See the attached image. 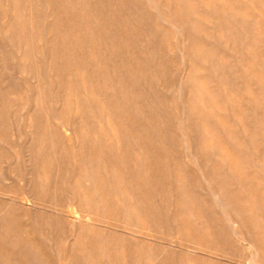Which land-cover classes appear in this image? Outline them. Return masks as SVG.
<instances>
[{
  "label": "bare ground",
  "instance_id": "1",
  "mask_svg": "<svg viewBox=\"0 0 264 264\" xmlns=\"http://www.w3.org/2000/svg\"><path fill=\"white\" fill-rule=\"evenodd\" d=\"M29 1H30L29 6H28L29 17L28 18L25 16L23 17V20L25 21H24V24L21 26V28L29 32L30 43L31 45L35 47L34 49L35 56L33 58L34 66L31 63L30 59L28 58L27 51L25 49L28 46V42L24 44L20 38L14 41L15 35H11V32L13 29L19 30L17 21L20 19V15H19L18 10L15 9L16 0H6V5L13 4L14 8H13V13L10 15L6 13L5 18L3 19V23H4L3 26L5 27H3V31L1 32L3 36L0 37V64L1 65L3 64L6 70L8 69L9 70L11 69L12 71L16 70L18 65L15 66L14 68L13 67L9 68V65H7L8 62L6 61L7 60L9 61L10 57L5 61L4 55L7 51H9L10 53L15 55V59L16 58L20 59V62H21L20 68L22 69V71L25 72L27 70H30L29 72H30L31 78L36 83V87H37L36 95L33 97L35 99V105L33 106L32 104V108L36 107L38 109L37 105H39V103L49 104V102L51 101L52 96H48L46 92V91L50 92L49 83L51 82L49 78L52 80H56L57 84L61 86L62 84H61L60 78L63 77L64 74L66 73L65 72L64 74L60 73V68H57V66L55 65L56 64V57L54 53L55 41L59 37H61L60 30H58L59 26L58 27L56 26V23L58 22L55 18V10L51 9V13H52L51 18L53 20L49 22L50 23V25H48L49 27L47 26L48 29H47V34H46L47 37H46L45 34L42 33L43 31L41 30L42 26L40 23V19L34 13L35 5L37 6L36 3L37 1H40V0H29ZM50 1L51 0H45L44 2L50 5L51 3ZM199 1L203 9L199 8L198 5L194 3L187 2L186 0H95L94 2H99L100 4H102L101 10H99L100 13H98L100 16L96 17L97 19L96 23L98 26L92 25V27L90 28L89 27L85 28L84 32L86 34H89V37L87 39H89L90 43L91 42L95 43V39L97 40V38H98V41L101 40V45L103 46L102 53L105 54L106 56H109L110 58L108 59L105 57V60L101 62L102 64H100V62L94 63V67H97L99 70L102 71L103 75L107 76V80L103 79V81L107 82L108 91L105 94L99 93V91L102 90V85L100 84V82L97 81L94 83L93 82L87 83L88 80L86 79L85 71H84L83 79L80 81H75V83L76 84L78 82L82 83V84H78L77 86L76 99L77 97L81 95L84 96L85 102L83 103L85 104V106L84 104L81 106L83 110H80V108L78 107L75 111L74 110L71 111V113L74 115L73 125L76 128L77 126H79V130L76 131V129H73L72 124L69 121H62L60 125L57 127H59V130L61 131V133H63L64 135L68 137L71 143L73 141L76 143L73 145V147H75V149L77 148V151L80 153V157L82 158H83V153L85 152V148L87 149L88 147L87 146L88 143H89L88 148L90 149H92L97 144V141L95 142L97 138L96 137L93 138L92 136V135L95 136V134L96 136L97 135L100 136L102 140L107 139V145H103L101 149H103L105 153L108 154L109 156L118 155V151L120 152L122 150L123 148L122 145L125 143L129 144L134 141L140 142V140L142 139L141 133L146 125L144 126L142 124L143 125L142 127V125L137 126V125L132 124L133 119L130 114L131 112L125 110V107H126L125 103L135 102L137 105L139 104L140 98L136 94V88L141 87V84H140L141 80L145 79L148 76L155 77L157 74H161L163 76L167 75L166 73L167 69L162 68L160 66V61L158 60L157 56L153 52L148 50L151 47H153L154 49L155 46L152 40H153V37H156V35L160 33V30L162 29L161 27L162 24L159 22L160 17H161L160 11L156 9V7L153 10H148L144 4L153 3V6L160 4V6L164 7L162 9L164 10L166 9V11H168L169 14L171 15L170 23H172L173 25L178 24L180 26V33L182 34L181 36L182 38H181V41L178 47L181 46V48L186 53V56L189 57L190 62H193L195 59L201 60L200 62L203 64L208 62L209 59L210 61H212V67L210 68L211 75L208 78L202 75L205 71L203 67L193 65L187 72L185 71L184 80L182 82H179L181 89L179 90L180 94L179 95L177 94L178 96H175V99L176 100L178 99L177 102L175 100L176 105H178L179 103V105L176 108L180 109L179 106L182 103L180 100L183 99L182 97L180 98L181 94L184 92H187L188 96L186 99L187 104L185 108L184 106L183 107L181 106L182 107L181 116L183 118L185 117V120H186L184 131L180 134L182 136L180 140L175 143V145H179L181 147V154L183 156L181 163H179V165H178V162L175 163V166H178L177 167L178 169L176 170L177 174L180 176L184 172L185 173L188 172L189 164H187V162L189 161V157L190 156L194 157L197 160L198 159L197 157L201 153V158L203 159L202 161L204 164L203 172L207 170V168H209L210 173H212V175L215 176L214 188H207V187H210L209 186L210 184L208 183L209 184L208 185L205 182L207 178L205 181H202L203 179L201 178L202 180L199 179L196 182L195 189L196 190L198 189L199 192H197L195 189L194 190L199 194L202 206L205 207V205L210 203L211 205L209 206L211 207L213 206L214 208V206L216 207V205L219 206V203L221 205L223 204L226 210L229 211L228 217H230V212L233 214V217L232 218L230 217L232 221L231 224L233 223V225L239 226L241 225V223H243V225L246 226V230H249L248 235H246L247 232L245 233V231H244L245 234L242 233L243 231L241 232L242 235H239L240 232L239 233L236 232L239 242L242 243V245L247 249V254L249 253V251H251V253L253 252L258 255L259 254L261 255L262 253V255L264 256V248H263L264 247V233L261 232L260 226L256 222V218H257L259 220V223L261 222V224H263L264 226V209L258 208L259 207L258 206L256 209L249 208L248 210L247 209L240 210L241 207L238 208L237 206L238 203L236 202V199L239 196L241 197L242 194L244 195V193H248L249 197H251L257 205L263 204L264 202V198H262L260 195L261 193L259 194L258 190L254 191L253 189L254 182L251 181L252 176H250L245 170H242L240 168L241 166H245V167L249 166V168L251 166L253 167L254 164L257 162L256 164L257 165L259 164L264 170V147H262L263 141L260 140L261 138L260 136L256 134L254 135V131L259 129L258 128L259 125L263 128L262 131H264V73H260L261 70H259V69H264V54L262 51L264 47V39H262V37L259 34H254V27H256V24H257V19L255 18H257L259 15L254 13L251 7H249L248 5L244 3H241L240 0H199ZM114 2H116L117 4H115ZM263 2L264 0H262V3ZM111 5L115 9L112 15H111L112 12H110V9H109V6ZM117 6H120L119 9H116ZM140 6H142V8ZM51 8H54V7L52 6ZM205 8L210 11L213 10V14H215L216 16L219 15V17L215 18V16L209 15L208 12H205ZM40 10H42V7H40ZM37 14L40 15L39 13ZM134 14H135V18H134ZM260 14L264 15V12L262 13V10H260ZM224 15L225 16L230 15L229 19L224 17ZM44 20H46V18ZM225 25L228 26L229 30L233 31L231 39L230 38L226 39L224 35L225 32L229 31ZM238 25L242 26V31H239L238 28H236V27H239ZM93 27L95 28V30ZM212 30L217 31L218 41H215V35L211 33ZM130 32H134V33L129 34ZM139 32L143 33L145 37L148 38L147 41H145V43H147L146 51L148 50L147 51L148 57H144L143 59L141 58L142 56L138 54L139 49L137 46H141V44L143 43L141 40L140 34H138ZM45 37L48 38V41H46L47 43L49 41L51 42V46H50L52 47L51 53L48 52L49 49L47 47L44 48L42 46L43 48L41 50L39 49V47L42 45L40 44V42H42ZM210 38L211 40H213L212 41L213 43L211 42L205 43ZM8 39H10V41L13 44H9ZM230 43L233 44L232 46L233 50H237V51L239 50V54L242 57L247 56L245 60H250L249 56L251 54L252 60L261 62L260 66L256 68H254L253 66H246V65L234 66L233 64H231L230 58L225 59V58L216 57V53L214 51H217L218 49H220L221 44L223 45L225 44L227 46ZM74 50L75 48H73L72 54H74ZM169 52L173 53V47H169ZM91 53L92 51H89V54ZM73 57L74 55L70 57L71 59H69V64L76 63V60H74L73 62ZM87 57H88V54H87ZM82 59L84 58L81 56H80V59L77 58L78 62L80 60L84 61ZM103 63H106V64H103ZM109 64H111L112 66H109ZM77 68L78 67L75 68L76 71L78 70ZM243 71L247 72L249 76L251 77V79L253 80L255 84V90H250L249 88H246L247 86L241 82L240 75ZM212 75L219 78L222 81V83L225 85V87L227 88L226 89L227 90L226 100H228L229 104L231 103V108L232 107L235 108L237 106L238 108L242 109L243 106L247 104L249 105L248 109L243 108L244 110H240L241 112H238L234 109L233 113L230 114L229 108L227 107L228 106L227 103L224 102L222 98L219 99L218 97L220 96L219 95L220 91L216 90L217 91L216 92L214 90H211L210 88V85L214 83L212 81V78H214L212 77ZM68 76H70V74ZM72 84L73 83L70 80H68V82L66 83V86L71 87ZM174 84L175 82L173 84L172 83L168 84V85H171V87L170 86L166 87L167 92H169L166 96V98L168 99L169 105L173 103L172 92L174 91V88H175ZM16 85L17 83L14 84V87ZM1 89L2 91H5L3 90V88ZM110 89L113 92L112 96L109 95ZM7 92L9 91L7 90ZM58 93H59L58 91L55 92V95H58ZM55 95L53 96V98L56 97ZM108 97H112V100H113V102H111L110 104L106 103V100L108 99ZM4 99L5 98L3 97L2 100ZM70 99L71 97L66 95V100L69 101ZM16 101H17L16 99H12L11 101L6 99L2 101L1 103H3L4 105L6 104L8 106L7 102H10L14 105ZM94 103L98 104V110H97L98 113L96 114L92 112L91 107H90V105ZM58 105H60V103ZM27 109H23V111L26 110V117H25L26 120L25 121L27 125L25 126H28L29 128H31L33 130V133L31 134V138H28V136H26V139L25 140L23 139L25 141V144L28 143V145L30 146L32 150V152L29 155L27 156L25 155V158H27L26 160H27V165L29 168V173H28L29 176L27 174L25 178H22L25 181L24 187L29 190L32 189L34 191L35 189L42 187L44 184L47 185L48 182H50V175H51L52 176L51 186L53 188V193L58 195V198H59L62 196L61 191L62 189H64L63 186L65 183V179H67L65 178V175L70 174V176L73 175V179H77V177L82 179L81 184L83 185L82 187L84 188V190L82 191L81 194H79V197L81 199V197L85 196L89 203V206L87 207V209L78 205L77 208L75 209V212L77 214L74 212L76 215H73L74 217H70L71 220L69 219L68 223L71 225V227L74 228L77 239L75 243L72 244V246L70 247L68 251L65 250V252L64 251L61 252L59 249H56L59 259L62 262H66L68 264H114L115 259L113 256L116 253L123 254L125 257H127L126 254L128 252L129 246L126 245L127 243L126 241L118 238L117 236H111L110 239L107 242H105L104 236L101 234V230H102L101 227H103V225H105L106 223H108V226H109L110 224L109 221H112V219L110 218L112 211L116 209V207L118 206L122 208L123 210V213H124L123 217L125 220L124 222L126 224L128 223L129 225L132 224L130 223V220L132 219H129L131 218V215H130L131 209L135 211V213H138L140 221H142L144 218L147 217L145 215L142 216L139 210V207L141 206H142L141 209H143V211L149 212V214L147 215L150 216V212H151L153 215L152 217L158 220L161 226L163 225V222L164 223L166 222L165 224L167 225L168 229H172L169 224L170 221H173V223L179 222V218L177 217L178 216L180 217V215H183V214L182 212L181 214H178V213L174 214L173 208L178 209V206L182 208V205H181L183 203L182 196L178 194L177 203L174 205L171 202L172 197H173V189L171 188L169 190L165 188L158 189L159 183H163V187H165L166 185H168L169 187L172 186L171 180L168 179L165 176V174L162 175L161 173H159V175L156 176L157 174H153L151 171V168L147 166V164L143 165L142 170L140 169V163L138 164V166H135V168L131 167L129 164L125 165L126 161H124V158L126 154L122 153L123 154L122 160L118 163L117 166L115 165V167L112 168V172H110V175H112L114 172L120 173L122 171L128 174V178H126V182H125L124 179L119 178V175H117V177L113 176V178H111L112 180L111 183H113L116 180L117 183L120 184L121 186L128 185L129 187L128 186L127 187L130 188V190L124 189V190H121L120 192L119 191L113 192L111 197L115 200L114 203L109 201L110 197L106 196L105 194L100 195V197L98 198L99 196L98 191L104 184V180L102 178V174H103L102 170H96L94 168V164L88 165L85 163V161H79V160L78 162H76V164L75 162L70 164V166L72 165L73 167L71 166V168H66L64 165L66 161L62 154L63 151L65 150V147L55 144L53 140L49 142L50 147L45 145V139H43V136L45 138V135L41 134V131L39 130V126H41L42 123H39V125L37 126V129L35 130L37 118L39 117L45 116V119L49 120L47 121L49 124H54V123H57L58 121H56L55 118H53L54 116L49 111L50 109L48 110L46 108V110L43 113L41 111L37 112L35 108L29 111ZM61 109L63 110V106ZM173 109H174L173 105L171 104L168 107L167 111L168 112L172 111L173 113H175L176 111H173ZM212 112L214 115L218 114V117L216 116V120L209 123L208 117L211 116ZM178 113H180L179 110L177 111L176 115ZM83 114H85L86 116L89 115L91 118H93L94 123L97 127L96 130H94L93 132L86 130V126L84 125V122L82 120L83 118L80 119L81 118L80 116H83ZM220 114L221 115L223 114V115L220 116ZM257 115L260 118L258 120H256ZM194 117H198L200 119V124H198L197 127L194 126V124L191 121ZM241 118H244V120ZM170 124L172 125L173 123H170ZM23 125H24V122H23ZM238 126L242 128L241 129L242 131H240V129L239 130L237 129ZM49 127L51 126L49 125ZM175 127L178 128L179 126L177 125ZM180 127H182V125ZM178 131L180 132V130ZM222 133H224V135L229 137L231 140H238V137L240 136L243 142L241 145L243 146L244 149L237 150V151L233 150L234 148H231V146H229L226 143L225 139L222 138ZM162 137L168 138V133H165L164 136ZM255 143H258L259 145H256ZM251 146L254 147L255 150L257 151L255 157H252V156L249 157L245 153V152L248 153L249 149L252 148ZM44 147L45 148L47 147L49 148V151H52L53 162L50 161V157L48 158L47 154H44ZM163 152L164 151L161 150L160 152L161 155ZM198 152L200 153L198 154ZM5 153L7 154V152ZM134 155L136 158H138L140 154L138 151H136L134 152ZM95 156H92V154H90L89 156V158L91 157L90 163L94 160ZM172 157L175 158V156H172ZM166 159L167 158H165V160ZM50 165L52 166V168H49ZM164 165H166L165 172L169 171L170 169H169L168 163L166 162ZM180 165H184L186 169L181 168ZM258 170L259 169H257V171ZM88 171L95 173L93 174L94 177L92 176V177L83 178V175L88 173ZM6 174L5 176H7ZM216 177H219V178H216ZM261 179H264V178L262 177ZM233 180H236L239 183L240 188L238 186H234L233 184H231ZM204 184L207 186L206 188ZM263 186H264V183H263ZM91 188L94 189L98 195L95 196L91 194L90 193ZM205 189L208 190L207 192L209 191L211 192V195H213L215 201L220 200V202L217 203L213 201L214 199L212 200L211 197L209 196L210 193L209 195H206ZM161 193H165V197ZM257 194H259L260 196H258ZM56 195L53 199L55 201H57L58 199ZM70 195H73V194H70ZM96 198L101 200L103 209L105 211H108L107 212V214L109 213L108 217H105V215H103L99 211V208H98L99 205L96 201L97 200ZM241 199L243 198L241 197ZM66 201L68 200L66 199ZM248 201L244 200L242 202L249 203ZM51 204H53L54 207H58V208L60 206V204L57 202H53V203L51 202ZM193 205L194 204L192 202V206ZM203 209H204L203 212H204L205 217H208V214L205 212V208ZM216 210H217V213H219L218 212L219 209L217 208L216 209L214 208V211H212V213H216ZM163 212L164 214L166 213L165 215L163 214L164 218H162L161 216ZM29 213H32V212H29ZM34 214L35 212L33 213V215ZM12 215L13 214L11 213V211L8 210L6 206L0 210V226L5 231L12 229V226H11ZM56 215H60V214H56ZM204 215L201 217H204ZM221 215H222V212H221ZM30 216L32 219V215ZM35 219H36V216H35ZM29 222L31 223V220ZM33 223H36V222H32V224ZM133 223L135 224V222ZM62 224L64 223L62 222ZM56 225L58 226V224ZM87 225L93 227V230L97 229V231L92 230L91 232L86 233V231L84 230ZM226 225L227 224H225L224 227ZM50 226L54 227L52 226V224H50ZM235 226L233 227L235 228ZM141 227L147 231H150L152 226L151 224L150 225L143 224V226ZM38 228L39 226L37 227V231H38ZM54 229L56 231L58 230V228L56 227ZM175 229H177V231L178 229L180 231L182 230L180 225L179 226L177 225ZM263 230H264V227H263ZM19 231L20 229L17 226L16 231L14 232H16L17 233L16 235H18ZM226 231H229V230H226ZM230 232H228L227 234L231 235ZM30 233H26V234L29 235ZM52 234L53 233H51L50 231L48 234L49 235L48 239L46 238L48 241H56L58 235L53 236ZM16 235H14L13 237L14 239L18 238ZM18 236L21 237L22 235H18ZM24 237L22 241H16L17 239L16 240L13 239L8 245L10 248V252L6 254L5 252H8V249L3 246L4 243L0 244V263L1 264H51L50 261L46 258L44 251H42L40 247L43 242L41 244L39 243L40 244L39 246L40 248H39L32 241V239L31 241L33 243L27 240V238L24 239ZM233 237L236 238L235 236ZM171 238H172V235H171ZM45 243L47 245V242ZM236 243L238 244V242ZM50 247H52V245ZM50 250L51 249L49 248V251ZM173 251H175V249ZM104 252H106L105 253L106 255L104 254ZM170 254H173V253H170ZM174 254H176V252H174ZM171 257L169 258L171 259ZM130 259L131 258H129L128 256L127 260L124 263L125 264L135 263L133 261L131 262ZM157 261H158V257H156L153 261L149 260L148 264H155ZM250 261H251V257H250ZM256 261L259 264H264V258L258 257Z\"/></svg>",
  "mask_w": 264,
  "mask_h": 264
},
{
  "label": "rangeland",
  "instance_id": "2",
  "mask_svg": "<svg viewBox=\"0 0 264 264\" xmlns=\"http://www.w3.org/2000/svg\"><path fill=\"white\" fill-rule=\"evenodd\" d=\"M28 1L29 0H16L15 9L18 10L19 15H20V19L17 21L19 30L13 29L11 32V35H15L14 41L16 39L20 38L24 44L26 42H28V46L25 49L27 51L28 58L30 59L31 63L34 66V63H33L34 59L33 58L35 56L34 55L35 47L33 45H31V43H30L29 32L27 30L25 31V29L23 30L21 28V26L24 24V21H25V20H23V17L24 16L27 18L29 17L28 6H29L30 1L29 2ZM44 1L43 0L37 1V3H36L37 6L35 5L34 13L40 19V23L42 26L41 30L43 31L42 33L45 34V36L47 37L46 34H47V29L49 27L48 25H50L49 22H51L53 20L51 18V16H52L51 9L55 10V18L58 22V23H56V26L57 27L59 26L58 30H60V36H61L55 41V48H54V53H55V57H56V64L55 65L57 66V68H60V73H62V74H64V72L66 73V74H64L63 77L60 78L61 84H62L61 86L57 84L56 80H52L49 78V80L51 82V83H49L50 92L46 91L48 96H52L49 104H42V103L40 104L39 103V105H37L38 109L36 107H33V108H35V110L37 112L41 111L42 113L46 110V108L48 110L50 109L49 111L51 112V114H53V116H54L53 118H55V120L58 121L57 123L49 124L47 122L49 120H46L45 116L37 118L35 130L37 129V126L39 125V123H42L41 126H39V130L41 131V134L45 135V138L43 136V139H45V145L50 147L49 142L53 140L55 142V144L65 147L66 151L64 150L62 154H63L65 161H66L64 163L66 168H71L72 165L70 166V164H72L74 162L76 164V162H78V160H79V161H85V163L88 165L94 164V168L96 170H102V172H103L102 178L104 180V184L100 188V190L98 191V194H99L98 198L100 197V195L105 194L106 196L110 197L109 201L114 203L115 200L111 197L113 192H115V191L120 192L121 190H124V189L130 190V188H128L129 187L128 185H127L128 187L126 185L121 186L120 184L117 183L116 180L113 183H111V181H112L111 178H113V176L117 177V175H119V178L124 179L125 182H126V178H128V174H126V172H122V171L120 173L114 172L112 175H110V172H112V168H114L115 165L117 166L118 163L122 160V156H123L122 153L126 154L125 158H124V161H126L125 165L129 164L131 167L135 168V166H138V164L140 163V169L142 170L143 165L147 164V166H149L151 168L152 173L157 174L156 176H158L159 173H161L162 175L165 174V176L171 180L172 186L169 187L168 185H166L165 187H163V183H159L158 189H160V188H165L167 190H169L170 188L173 189V197H172L171 202L174 205L177 203L178 194H180L183 198V203L181 204L182 201L180 202V204L182 205V208H180L179 206H178V209L173 208L174 214L175 213L181 214V212H182L183 215H180V217L179 216L177 217V218H179V222H176V223L175 222L173 223V221L169 222L170 227L172 229H168L167 225L165 224L166 222L165 223L163 222V225H162L163 227H162L161 224L158 222V220H156L154 217H152L153 215L151 212H150V216H149V215H147V214H149L148 211H143V209H141L142 206L139 207V210H140L142 216L145 215L147 217L144 218L142 221H140L138 213H135V211H133L131 209V211H130L131 218H129V219H132V220H130V223H132V224L131 225H129L128 223L126 224L124 222L125 220L123 217L124 213H123L122 208H120L119 206L116 207V209H114L112 211V214L110 216L112 221H109V223H110L109 226H108V223H106L105 225H103V227H101V229H102L101 234L104 236L105 242H107L111 236H117L118 238L126 241L127 242L126 245H128L129 247H128V252L126 254L127 257H125L123 254H117V253L113 256L115 259L114 264H125L124 262L127 260L128 256H129V258H131L130 259L131 262L132 261L135 262L132 264H146V263L148 264L149 260L153 261L156 257H158V261L155 264H173V263L174 264H227V263L228 264H248V263L251 264V262H252V264H256V263L259 264L256 261V259L258 257L264 258L262 253H261V255L260 254L258 255V254L253 253V252H252L253 253L252 254L251 251H249V253L251 255L249 253L247 254V249L242 245V243L239 242L237 235H236V232L237 233L240 232L239 235H242L241 234L242 231H243L242 232L243 234H245L247 232L246 235H248L249 230H246V226H244L243 223H241L242 226L241 225L235 226V225H233V223L231 224V222H232L231 218L233 217V214L230 212L231 218L228 217L229 211L226 210V208L224 207L223 204H222L223 205V207H222V205L219 203L220 200L215 201L213 195H211V192L210 191L207 192L208 190H206V189H205L206 195H209V193H210L209 196L211 197V199L212 200L214 199L213 201L219 203V206L216 204H215L216 207L214 206L215 209L216 208L219 209L218 210L219 213H217V210H216V213H212V211H214V208H213V206L212 207L209 206V205H211L210 203L205 205V207L202 206V203L200 201V196L197 193L199 191H198V189L197 190L195 189L196 182L199 179L200 180L203 179L202 181H205L207 178V180L205 182L207 184L209 183L210 185L209 184L208 185L210 187H207L208 185L205 183L207 185L206 186L204 184L205 188L206 187L207 188H214L215 176H213L212 173H210L209 168H207V170H205L203 172L204 164L202 161L203 159L201 158V153L198 152V154L200 153V155L197 157L198 158L197 160L194 157H191V156L189 157V161L187 162V164H189V166L187 165L188 170H189L188 172H186V173L184 172L183 174H181L179 176L177 174V171H176L178 169L177 168L178 166H175V163L178 162V165H179V163H181L183 156L181 154V147L179 145H175V143L180 140V138L182 137L180 134L184 131V126H185L186 120H185V117L183 118L181 116V111H182L181 109L183 106L185 108V106L187 104L186 99L188 96L187 92L182 93L180 98L182 97L183 99L180 100L182 102L179 106L180 109L176 108L179 105V103H178V105H176L175 96H178L180 94L179 90L181 89L179 82H182L184 80L185 71L187 72L193 65L203 67L205 71L202 75L204 77L208 78L211 75L210 68L212 67V61H210V59H209L208 62L203 64L200 62L201 60L195 59L193 62H190L189 57L186 56V53L181 48V46L178 47V45L181 41V38H182L181 37L182 34L180 33V26L178 24L173 25L172 23H170L171 15L169 14V12L166 11V9L165 10L162 9L164 7L160 6V4H157L156 6H153V3L152 4H144L148 10H153L156 7V9H158L160 11V14H161L159 22L162 24V26H161L162 29L160 30V33L156 35V37H153L152 42L155 46L154 49H153V47H151L148 50H150L151 52H153L157 56L158 60L160 61V66L162 68L167 69L166 70L167 75H165L166 76V78H165V76H163L161 74H157L155 77L148 76L145 79L141 80L140 81L141 87L136 88V94L140 98L139 104L137 105L135 102L134 103H132V102H130V103L126 102L125 103V105H126L125 110L131 112L130 114H131L132 119H133L132 124L137 125V126L138 125L140 126L142 124L144 126L146 125L145 128L143 129L142 133H141L142 139L140 140V142L134 141V142L129 143V144H126V143L123 144L122 145L123 148L120 152L118 151V155H116V156L110 155L109 156L108 154L105 153V151L103 149H101V147L103 145H107V139L102 140L100 136H98V135L96 136V134H95V136L94 135H92V136H93V138L94 137L97 138L95 140V142L97 141V144L92 149H90V148H88L89 147V143H88L87 144L88 147H87V149L85 148V152L83 153V158H82V157H80V153L77 151V148L75 149V147H73V145L76 143L74 141H73L74 143L73 142L71 143V141L68 139V137L66 135H64L63 133H61V131L59 130V127H57V126H59L62 121H69L72 124L73 129H76V131L79 130V126H77V128H76L73 125V116L74 115L71 113V111H73V110L75 111L78 107L80 108V110H83V108L81 106L84 104L83 102H85L84 96L81 95V96L77 97V99H76L77 86H78V84H82V83L78 82L76 84L75 81H80L83 79V72L84 71H85L86 79L88 80L87 83H91V82L94 83V82L99 81L100 84L102 85V90L99 91V93L105 94L108 91L107 82L103 81V79L107 80V76L103 75L102 71L99 70L97 67H94V63L100 62V64H102L101 62L105 60V57L108 59H110V58H109V56H106L105 54L102 53L103 52L102 51L103 46L101 45V40L98 41V38H97V40L95 39V43H93V42L90 43L89 39H87L89 37V34H86L84 32L85 28H88V27L90 28V27H92V25L98 26L96 23V21H97L96 17L100 16L98 13H100L99 10H101L102 4H100L99 2H94L95 0H51L50 1L51 6H50V5H48V3L46 4ZM186 1L190 2V3H194V4L198 5L199 8L203 9L201 7V3L199 0H186ZM40 2H41V4H40ZM240 2L251 7L252 11H254V13L259 15L257 18H255V19H257V24H256V27H254V34H259L262 37V39H264V15L260 14V10H262V13L264 12V2L262 3V0H240ZM114 3L117 4L116 2H114ZM49 6H50V8H49ZM52 6L54 8H51ZM40 7H42V10H40ZM119 7L120 6H117L116 9H119ZM140 7L142 8V6H140ZM13 8H14L13 4L6 5V0H0V30H1L0 31V37L3 36L1 32L3 31V27H5V26H3V24H4L3 19L5 18V14L6 13H8V15L12 14ZM38 9H39V11H38ZM109 9H110V12H112L111 13V15H112L115 9L112 5L109 6ZM43 11H44V13H43ZM205 12H208L209 15H211V16H215V18L219 17V15L216 16L215 14H213V10L210 11V10L205 8ZM37 13H39L40 15H38ZM221 15H223V14H221ZM43 16H44V18H43ZM229 16L230 15H227V16L224 15V17H226L228 19H229ZM45 18H46V20H44ZM134 18H135V14H134ZM99 22H101V21H99ZM202 24H203V22H202ZM225 26L229 30L228 26L227 25H225ZM238 26L239 27H236V28H238L239 31H242V26H240V25H238ZM206 27H208V26H206ZM94 30H95V28H94ZM132 33H134V32H130L129 34H132ZM211 33L215 35V41H218L217 31L212 30ZM244 33H246V32H244ZM138 34H140L141 40L143 42L141 44V46H137L139 49L138 54L141 55L142 56L141 58L143 59L144 57H148V53H147L148 50L146 51L147 43H145V41H147L148 38H146L143 33L139 32ZM232 34H233V31H231V30L224 33L226 39H229V38L231 39ZM45 38L42 42H40V44H42V45L40 46L41 48L39 47V49L41 50L43 47L44 48L47 47L49 49L48 52L51 53V50H52V47H50L51 42L49 41L47 43L46 41H48V38H46V39ZM212 41L213 40H211V38H210L205 43H208V42L213 43ZM8 43L13 44L10 41V39H8ZM220 46H221L220 49H218L217 51H214L216 53V57L225 58V59L230 58L231 64H233L234 66L246 65V66H253L254 68L260 66L261 62L256 61V60H252L251 54L249 56L250 60H245L247 58V56L242 57L239 54V50L238 51L233 50V48H232L233 44L232 43H230L227 46L225 44L224 45L221 44ZM169 47H173V53L169 52ZM32 48H33V50H32ZM73 48H75L74 54H72ZM89 51H92V53L89 54ZM254 51H256V50H254ZM254 51H252V52H254ZM262 51L264 54V47H263ZM11 54L12 53H10L9 51H7L5 53V55H4L5 61L9 57L11 58V59L9 58V61L8 60L6 61V62H8V64L7 63L6 64L9 65V68H11V67L14 68L17 65L19 68L17 67L15 71H12L11 69L6 70L4 68V65L0 64V71H1L0 72V103L6 99H8L9 101H11L12 99L17 100L14 105L10 102H7L8 106L6 104L4 105L3 103L0 104V210L6 206L8 208V210L11 211V213L13 214L12 219H11V226H12V229H14V230L11 229L12 231L11 230L5 231L0 226V244L4 243L3 246L8 249V252H5V254L9 253L10 248L8 245L14 239L13 238L14 235L17 234L14 231H16V227L18 226V228L21 231V232L20 231L18 232V235H22V236L19 237L18 235H16L18 238H16L17 240L16 239H14V240L22 241L23 237L26 235L27 237L25 236L24 239L27 238V240H29V241H31V239H32V241L38 247L43 242L40 247H41L42 251H44L46 258L50 261L51 264H68L66 262H62L59 259V256H58L56 249H59L61 252L62 251L65 252V250L68 251L70 249V247L72 246V244L75 243L77 236H76V232H75L74 228L71 227V225L68 223L69 219H70V217H74L73 215L77 214L75 212V209L77 208L78 205L87 209V207L89 206V203H88V200L85 196L81 197V199L79 197V194H81L82 191L84 190V188L82 187L83 185L81 184L82 179L78 178V177H77V179H73V175L70 176V174L65 175V178H67V179H65V183L63 186L64 189H62V191H61L62 196L59 198H58V195L53 193V188L51 186V177H52L51 175H50V182H48L47 185L44 184L42 187H39V188L35 189L34 191L32 189L29 190V189L24 187L25 181L22 178H25V176L29 173V168H28L27 160H26L27 158H25V155L27 156L32 152L28 143L25 144L24 140L26 139V136H28V138H31V134L33 133V130L31 128H29L28 126H25V125H27V123L25 121L26 120L25 119L26 110L23 111V109L28 108L27 109L28 111L33 110L32 104H33V106L35 105V99L33 97L36 95L37 87H36V83L31 78V75L29 72L30 70H27L25 72L22 71V69L20 68L21 67L20 59H17V58L15 59V55L12 54L13 55L12 56ZM87 54H88V57H87ZM182 54H183V56H182ZM72 55H74L73 62H74V60H76L75 64L74 63L69 64V59H71L70 57H72ZM80 56L84 58V59H82L84 61L80 60L78 62L77 58L80 59ZM103 64H106V63H103ZM109 66H112V65L109 64ZM76 67H78L77 71L75 70ZM259 70H261L260 73H264V69H259ZM69 74H70V76H68ZM172 76H173V78H172ZM212 77H214V78H212V81L214 83L212 85H210V88H211V90H214V91H216V90L220 91L219 95L221 97L220 96H218V97H219V99L222 98L223 101L227 103V105H228L227 107L229 108L230 114L233 113L234 109L238 112H241L240 110H244L243 108L248 109L249 105H247V104H245L242 109L238 108L237 106L235 108L234 107L231 108V103L229 104L228 100H226V95H227L226 89L227 88L225 87V85L222 83V81L219 78H217L216 76H213V75H212ZM240 77H241V82L247 86V87L245 86L246 88H249L250 90H255V84L247 72L243 71L241 73ZM68 80H70L74 85L72 84L71 87L66 86V83L68 82ZM21 82H23V83H21ZM174 82H175V84H174L175 88H174V91L172 92L173 103H171V104L173 105V108H174L173 111H176L175 113H173L172 111H170V112L167 111L168 107L171 104L169 105L168 99L166 98L167 94L169 93V92H167L166 87H169V86L171 87V85H168V84H171V83L173 84ZM15 83H17V85L15 86L16 88L14 87ZM56 84H57V86H56ZM52 86L54 87L55 90L53 89ZM1 88H3V90H5V91H2ZM67 88H69V89H67ZM7 90L9 92H7ZM57 91L59 93H58V95H55V92H57ZM60 92H61V94H60ZM112 94H113V92L110 89L109 95L112 96ZM54 95L56 97L53 98ZM66 95L71 97V99L69 101L66 100ZM169 96H170V94H169ZM3 97L5 98L4 100H2ZM57 99H59V100H57ZM177 100H176V102H177ZM111 102H113L112 97H108V99L106 100V103L110 104ZM29 103L31 106L29 105ZM59 103H60V105H58ZM49 106H50V108H49ZM62 106H63V110L61 109ZM84 106H85V104H84ZM11 107H12V109H11ZM20 107H21V109H20ZM90 107H91L92 112H94L95 114L98 113V111H97L98 110V104H96V103L91 104ZM29 108H31V109H29ZM178 110L180 111V113H178L176 115ZM12 112H14V113H12ZM223 114H225V113H223ZM222 115L220 114V116H222ZM216 116L218 117V114L214 115L212 112L211 116L208 117L209 123L216 120ZM80 117H81L80 119L83 118L82 120L84 122V125L86 126V130L93 132L94 130L97 129L93 118H91L89 115L86 116L85 114H83V116H80ZM19 119H20V121H19ZM241 119L244 120V118H241ZM258 119H260V118L257 115L256 120H258ZM22 121L24 122V125H23ZM191 121L194 124V126H196V127L198 124H200V119L198 117H194ZM170 123H173L172 124L173 126ZM42 125H43V127H42ZM49 125L51 127H49ZM143 125H142V127H143ZM177 125L179 126L178 127L179 129L177 127H175ZM181 125H182V127H180ZM258 128H259L258 130L254 131V135L256 134V135L261 137L260 140L263 141L262 147H264V131H262L263 128L260 125L258 126ZM237 129L238 130L240 129V131H242L241 130L242 128L240 126H238ZM178 130H180V132ZM165 133H168V138L162 137V136H164ZM23 134H24V136H23ZM19 136H20V138H19ZM222 138L225 139L226 143L229 146H231V148H234L233 150L237 151V150L244 149L243 146L241 145L243 142H242V138L240 136L238 137V140H231L229 137L224 135V133H222ZM67 144H68V146H67ZM255 144L259 145L258 143H255ZM252 148L249 149L248 153L245 152L246 155L249 157H251V156L255 157V155L257 153L255 148L254 147H252ZM3 150L5 152H7V154ZM161 150L164 151L162 153V155L160 153ZM136 151H138L140 154L138 156V158H136L134 155V152H136ZM244 151H246V150H244ZM44 154H47L48 158L50 157V161L53 162L52 151H49V148L44 147ZM70 154H72V155H70ZM90 154H92V156L96 155L94 160L91 163H90L91 157L89 158ZM172 156H175V158H173ZM165 158H167V159L165 160ZM20 160H21V162H20ZM1 162H3V163H1ZM13 162H14V164H13ZM166 162L168 163L170 170L165 172L166 165H164V164ZM256 163L254 164L253 167L251 166L250 168H249V166H246V167L241 166L240 168L242 170H245L250 176H252L251 181L254 182V185H253L254 191L258 190L259 194L261 193L260 194L261 197L264 198V186H263L264 179H261L262 177L264 178V170L259 164L257 165ZM180 167L186 169L184 165H180ZM201 167H202V169H201ZM257 167H259V168H257ZM49 168H52V166L50 165ZM257 169H259V170L257 171ZM255 171H257V172H255ZM5 174L7 176H5ZM93 174H95V173L88 171V173L83 175V178L92 177ZM28 176H29V174H28ZM216 178H219V177H216ZM9 179H11V180H9ZM19 182H21V183H19ZM189 182H190V184H189ZM258 182H260V183H258ZM261 183H262V185H261ZM231 184H233L234 186H238L240 188L239 183L236 180H233V182ZM176 187H177V189H176ZM14 188L16 191L14 190ZM192 190H194V191H192ZM25 191H27V192H25ZM90 193L95 195V196L98 195L97 192L92 188H91ZM70 194H73V195H70ZM161 194H163L165 197V193H161ZM259 194H257V195L260 196ZM55 195L58 198V199L56 198L57 201L53 200ZM65 195H66V197H65ZM246 196L248 197V199ZM241 197L245 201L249 200L248 201L249 203L242 202L244 200L241 199ZM241 197L239 196L238 198H240V199H238V198L236 199V202L238 203V205H237L238 208L241 207L240 210H245V209L248 210L249 208L256 209L258 206H259L258 208L264 209V205H263L264 202H263V204L257 205L255 203V201L251 197H249L248 193H244V195L242 194ZM98 198H96L97 199L96 201L99 205L98 206L99 211L103 215H105V217H108L109 216V213L107 214L108 211H105L103 209L101 200H99ZM66 199L68 201H66ZM71 200H72V202H71ZM238 201L241 203H239ZM51 202L52 203L53 202L59 203L60 204L59 208L54 207L53 204H51ZM192 202L194 204L193 206H192ZM203 208H205V212L208 214V217H205L204 212H203V210H204ZM220 210L222 212V215H221ZM29 212H32V213H29ZM34 212H35L34 215L36 216V219H35V216L33 215ZM51 212H53V213H51ZM28 213L30 215H32V219H34V220L31 219V216ZM56 214H60V215H56ZM163 214H164V212L161 214L162 218H164ZM203 215H204V217H201ZM217 215H218V217H217ZM40 216H42V217H40ZM209 216H210V218H209ZM38 217H39V219H38ZM182 217H183V219H182ZM62 218H63V220H62ZM30 220H31V223L29 222ZM45 221H47V222H45ZM222 221L225 223H223ZM228 221H230V222H228ZM32 222H36V223L32 224ZM62 222L64 224H62ZM133 222H135V224ZM195 222H196V224H195ZM256 222H257V224H259L261 232L264 233L263 224H261V222L259 223V220L257 218H256ZM50 224H52V226H54V227H51ZM56 224H58V226ZM143 224H146V225L151 224V226H152L151 230L147 231L144 228H142L141 226H143ZM225 224L228 225V226L227 225L225 226L226 228L224 227ZM177 225L178 226L180 225V227L182 229L181 231L178 229L179 233H178L177 229H175V227H177ZM38 226H39V228L37 231ZM197 226H199V227H197ZM233 226H235V228ZM55 227L58 228L57 231L54 229ZM228 227H229V229H228ZM25 228H27V229H25ZM154 228H156V229L158 228V229L156 230ZM66 229H67V231H66ZM26 230L29 232H27ZM92 230H93V227L87 225L84 231H86V233H89ZM224 230L226 233L224 232ZM226 230H229V231H226ZM50 231H51V233H53L52 234L53 236L58 235L56 241H48L47 240L49 237L48 234ZM93 231H97V229L93 230ZM244 231H245V233H244ZM37 232H38V234H37ZM228 232H230L231 235H228L227 234ZM26 233H30V234L28 235ZM165 233H166V235H165ZM43 235L46 237H44ZM61 235H63V236H61ZM171 235H172V238H171ZM233 236H235L236 238H234ZM41 237H43V238H41ZM232 237H233V239H232ZM42 239H44V240H42ZM62 240L64 241V243ZM32 241H31V243H33ZM45 242H47V245ZM172 242H174V243H172ZM236 242H238V244ZM169 243H171V244H169ZM50 244L52 245V247H50L51 246ZM168 247H170V248H168ZM174 247H176V248H174ZM215 247H217V248H215ZM49 248L51 249L50 251L53 252L55 255L49 251ZM172 249L173 250L175 249V251H173ZM169 251H171V252H169ZM49 252L51 253V255ZM174 252H176V254H174ZM105 253L106 252H104V254ZM170 253H173V254H170ZM52 255L55 257H53ZM105 255H104V257H105ZM232 256H234V257H232ZM169 257H171V259ZM210 257H212V258H210ZM213 257L215 260L213 259ZM250 257H251V261H250ZM225 261H227V262H225Z\"/></svg>",
  "mask_w": 264,
  "mask_h": 264
}]
</instances>
